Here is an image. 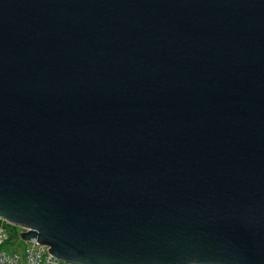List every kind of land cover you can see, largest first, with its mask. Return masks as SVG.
<instances>
[{"label": "water", "instance_id": "95a60500", "mask_svg": "<svg viewBox=\"0 0 264 264\" xmlns=\"http://www.w3.org/2000/svg\"><path fill=\"white\" fill-rule=\"evenodd\" d=\"M0 220L68 264H264V0H0Z\"/></svg>", "mask_w": 264, "mask_h": 264}, {"label": "built area", "instance_id": "2783aa9c", "mask_svg": "<svg viewBox=\"0 0 264 264\" xmlns=\"http://www.w3.org/2000/svg\"><path fill=\"white\" fill-rule=\"evenodd\" d=\"M9 226L10 224L0 220V264H62L48 252L46 246L40 245L36 240L26 241L28 246L22 253H8L3 247L11 241ZM15 236L19 237V233Z\"/></svg>", "mask_w": 264, "mask_h": 264}, {"label": "rangeland", "instance_id": "374dc122", "mask_svg": "<svg viewBox=\"0 0 264 264\" xmlns=\"http://www.w3.org/2000/svg\"><path fill=\"white\" fill-rule=\"evenodd\" d=\"M9 238L10 242H7L3 249H5L8 253H22L26 250L28 243L26 241L21 240L19 237L15 236L16 234L20 233L22 231L21 228L16 226H9ZM62 264H68L62 262Z\"/></svg>", "mask_w": 264, "mask_h": 264}]
</instances>
